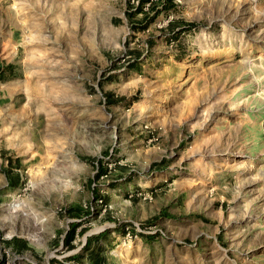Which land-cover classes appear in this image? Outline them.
I'll return each instance as SVG.
<instances>
[{
    "label": "rangeland",
    "instance_id": "rangeland-1",
    "mask_svg": "<svg viewBox=\"0 0 264 264\" xmlns=\"http://www.w3.org/2000/svg\"><path fill=\"white\" fill-rule=\"evenodd\" d=\"M0 1V264H264V0Z\"/></svg>",
    "mask_w": 264,
    "mask_h": 264
},
{
    "label": "trees",
    "instance_id": "trees-1",
    "mask_svg": "<svg viewBox=\"0 0 264 264\" xmlns=\"http://www.w3.org/2000/svg\"><path fill=\"white\" fill-rule=\"evenodd\" d=\"M145 1L146 0H140L136 6H132L131 8L129 7L126 10V14L129 17V19L138 16L140 13H142L144 17L149 16L150 20L146 21L144 27L148 26V23L154 20L162 10H168L170 7L174 6V0H147L149 2V6L146 10L145 4L147 2ZM87 244L90 243L88 242ZM93 259L96 262V264H101L102 259L98 254H95L93 256Z\"/></svg>",
    "mask_w": 264,
    "mask_h": 264
},
{
    "label": "crops",
    "instance_id": "crops-1",
    "mask_svg": "<svg viewBox=\"0 0 264 264\" xmlns=\"http://www.w3.org/2000/svg\"><path fill=\"white\" fill-rule=\"evenodd\" d=\"M1 5H2V2L0 1V7H1Z\"/></svg>",
    "mask_w": 264,
    "mask_h": 264
}]
</instances>
